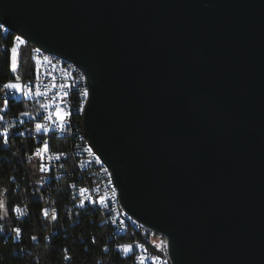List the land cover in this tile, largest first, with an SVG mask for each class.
Wrapping results in <instances>:
<instances>
[{"label":"water","instance_id":"95a60500","mask_svg":"<svg viewBox=\"0 0 264 264\" xmlns=\"http://www.w3.org/2000/svg\"><path fill=\"white\" fill-rule=\"evenodd\" d=\"M77 65L84 134L172 264H264V0H0Z\"/></svg>","mask_w":264,"mask_h":264},{"label":"built area","instance_id":"2783aa9c","mask_svg":"<svg viewBox=\"0 0 264 264\" xmlns=\"http://www.w3.org/2000/svg\"><path fill=\"white\" fill-rule=\"evenodd\" d=\"M0 29L3 33L9 30L4 26H0ZM15 44L14 38L9 49L10 60L11 48ZM20 47L17 49L16 71L13 72L11 69L14 78L6 83H17L22 86L21 98L17 99L23 106L20 109L0 111V133L7 128L8 137L12 131H18L21 135L27 133L39 140V146L32 153V157L38 161L41 174L38 186L59 193L65 189L69 195L65 207L69 211L72 223L79 222L83 212H91L95 214V218L90 217V222L97 221L106 232L107 250L111 249L125 261V264H168L170 255L167 237L135 221L122 210L120 204H115L109 179L106 178V171L110 169L107 165L99 164L93 157V150L84 142V137L77 134V123H80L79 107L83 103L81 93L85 89L81 69L56 54L31 46L33 74L21 81L17 75ZM4 85L3 100L15 98L16 91L6 89ZM29 91L31 95L23 94ZM58 106L71 113L62 122L56 116ZM37 123L43 125L47 131L42 129L37 132L35 129ZM45 141L48 145L47 150L41 151ZM81 189L85 191L81 192ZM42 198L49 200V193L46 192V196ZM16 208H19L23 215L17 213ZM44 209L47 210V216L42 213ZM42 210L41 219L48 223L53 222V214H58L52 203L45 205ZM28 214L29 210L25 205H16L13 220L19 224ZM131 224H140L145 228L146 242H139L134 233H125V225ZM14 228L20 229L19 226ZM14 234L19 239L21 230L19 235L15 232ZM163 244L167 246L164 247ZM124 245H132V251L130 253L120 251ZM65 251L66 249L63 250Z\"/></svg>","mask_w":264,"mask_h":264},{"label":"trees","instance_id":"16d2710c","mask_svg":"<svg viewBox=\"0 0 264 264\" xmlns=\"http://www.w3.org/2000/svg\"><path fill=\"white\" fill-rule=\"evenodd\" d=\"M16 34L0 29V108L4 105L3 85L13 80L9 49ZM32 47L25 42L19 49L17 75L21 81L33 74ZM23 105L17 98H9L6 109H20ZM77 133L84 137L80 116ZM39 140L30 134L12 131L5 144L0 137V264H125L111 249L107 250L106 232L91 223L95 214L82 213L79 222H73L65 207L68 194L65 189L56 192L41 188L38 161L32 157ZM49 193V200L43 199ZM52 203L58 214L52 223L41 219L42 208ZM16 205H25L28 216L16 224L13 210ZM19 226V239L12 231ZM130 233V232H127ZM137 240L144 238L134 234ZM35 237V239H33ZM144 240V241H142ZM94 241V242H93ZM66 249L65 252L63 250ZM65 256L69 259H65Z\"/></svg>","mask_w":264,"mask_h":264},{"label":"snow or ice","instance_id":"6c2138e0","mask_svg":"<svg viewBox=\"0 0 264 264\" xmlns=\"http://www.w3.org/2000/svg\"><path fill=\"white\" fill-rule=\"evenodd\" d=\"M15 40H16V44L11 48V53H12V64H11V69H12L13 72L16 71V67H17V64H16V61H17V49H18V47H19L20 45L25 44V41H24L23 39H21L20 36H16V37H15ZM45 59H47V58H45ZM4 88H6V89H11V90H15L16 92H21V91H22V86L19 85V84H17V83H11V82H10V83H6V84L4 85ZM23 94H24L25 96H29V95H31L32 93H31V91H29V92H24ZM38 94H39V93H38ZM65 95H67V93H65ZM81 95H82L85 99H87V98L89 97V91H88V89L85 88V89L82 91ZM61 100H63V97L61 98ZM7 106H8V101L5 99V100H4V107H3V108H0V111H5L6 108H7ZM79 111H80V112H83V111H84V104H83V103L80 104ZM22 115H29V113H22ZM69 115H71L70 112H65L63 109L59 108V106H58V109H57V112H56V116H57V118H58L61 122H62L67 116H69ZM45 119H49V117H45ZM35 129H36L37 132L41 131L42 129H43L44 131H47V129H44V126L41 125L40 123H37V124L35 125ZM8 132H9V130H8L7 128H5L4 131H3L2 133H0V137H3V142H4L5 144H7V142H8V139H7V137H8ZM47 147H48V145H47V141H45L44 148L41 149V151L47 150ZM58 158H59V155H57V159H58ZM42 170H44V169H43V166H42ZM83 191H85V189H81V192H83ZM101 203H103V200H101ZM81 204H83V201H81ZM0 206H3V205H2V202H0ZM15 211H16L17 213H20L21 215H23V213L21 212V210H20L19 208H16ZM42 213H43L45 216H47V210H46V209L42 210ZM53 219H55V215H53ZM2 230H3V228H2V226H0V231H2ZM12 231L15 232V233H17V235H19V233H20V229H19V228H14V229H12ZM33 239H35V237H33ZM93 242H94V241H93ZM163 246L166 247L167 245H166V244H163ZM120 251H122L123 253H130V252L132 251V245H124V246H121ZM65 259L67 260V259H69V257L65 256Z\"/></svg>","mask_w":264,"mask_h":264},{"label":"bare ground","instance_id":"6f19581e","mask_svg":"<svg viewBox=\"0 0 264 264\" xmlns=\"http://www.w3.org/2000/svg\"><path fill=\"white\" fill-rule=\"evenodd\" d=\"M0 26H4V25L0 23ZM16 36H19V35H16ZM21 39H23L25 42H27L24 38L21 37ZM20 46H22V45H20ZM81 77H82V83H83V85H85V88H87V84H86V80H85V75H84V73H83L82 70H81ZM87 99H85L83 97L84 110H85V106H86ZM83 112H80L81 122H82ZM82 127H83V125H82ZM83 135H84V142H86L87 145H89L90 149L93 150V157H95L96 160L99 161V164L100 165H106L104 163V161L100 158V156L96 153V151L94 150V148L90 145L89 141L87 140V138H86V136L84 134V130H83ZM78 136H80V135L78 134ZM80 137H82V136H80ZM106 178L109 179V185H111V194H112V197H114V199H115V204H119L118 191H117V189L115 187V184H114L113 179L111 177V172L110 171H106ZM127 232H130V233H134L136 235H139L141 238H144L145 239V242H146V231H145V228H143L142 226H140V224L125 225V233H127ZM142 241H144V240H142ZM139 242H141V241L139 240ZM168 264H172L171 258H168Z\"/></svg>","mask_w":264,"mask_h":264},{"label":"rangeland","instance_id":"374dc122","mask_svg":"<svg viewBox=\"0 0 264 264\" xmlns=\"http://www.w3.org/2000/svg\"><path fill=\"white\" fill-rule=\"evenodd\" d=\"M11 64H12V57H11ZM15 98H21V93L20 92H16Z\"/></svg>","mask_w":264,"mask_h":264}]
</instances>
